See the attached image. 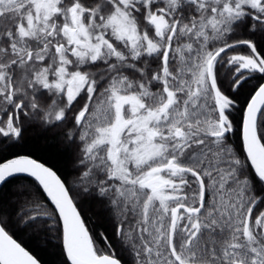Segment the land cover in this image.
<instances>
[{
	"label": "snow or ice",
	"instance_id": "obj_1",
	"mask_svg": "<svg viewBox=\"0 0 264 264\" xmlns=\"http://www.w3.org/2000/svg\"><path fill=\"white\" fill-rule=\"evenodd\" d=\"M53 128L71 184L9 151ZM48 245L55 264H264V0H0V264Z\"/></svg>",
	"mask_w": 264,
	"mask_h": 264
},
{
	"label": "trees",
	"instance_id": "obj_2",
	"mask_svg": "<svg viewBox=\"0 0 264 264\" xmlns=\"http://www.w3.org/2000/svg\"><path fill=\"white\" fill-rule=\"evenodd\" d=\"M247 90L248 86L245 87L243 92L246 94ZM241 99H243V95ZM62 132L63 129L60 128H53L46 132L40 129H30L25 133V140L22 142V145L9 149V151L22 150L25 153H32L34 158L52 167L62 179L71 184L73 178L78 175V172L73 168V164L75 163L74 151L62 141ZM12 183H30V178L21 176L13 180ZM82 203L86 209V215L92 218L91 222L94 227L101 231L109 227L107 220L99 213L98 205L95 201L84 200ZM25 239L27 241L26 237ZM32 247H35L34 242L32 243ZM36 250L39 251L46 264H55V261L58 259L55 254L56 250L52 245H48L43 249L37 248Z\"/></svg>",
	"mask_w": 264,
	"mask_h": 264
}]
</instances>
